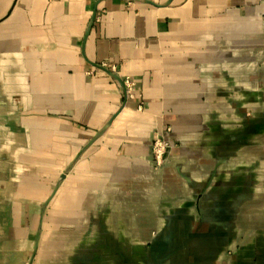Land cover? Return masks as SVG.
<instances>
[{
    "label": "crops",
    "instance_id": "0c3cea01",
    "mask_svg": "<svg viewBox=\"0 0 264 264\" xmlns=\"http://www.w3.org/2000/svg\"><path fill=\"white\" fill-rule=\"evenodd\" d=\"M0 264H264V0H0Z\"/></svg>",
    "mask_w": 264,
    "mask_h": 264
},
{
    "label": "built area",
    "instance_id": "2783aa9c",
    "mask_svg": "<svg viewBox=\"0 0 264 264\" xmlns=\"http://www.w3.org/2000/svg\"><path fill=\"white\" fill-rule=\"evenodd\" d=\"M102 67L108 68L111 71H115L116 67L113 64L102 63ZM123 92L126 98H134L136 92V83L129 76H126L122 81ZM138 109H142V105H138ZM170 131V127H167L163 131H157L151 141V157L156 168H163L165 160L168 155L170 143L166 137V133Z\"/></svg>",
    "mask_w": 264,
    "mask_h": 264
}]
</instances>
